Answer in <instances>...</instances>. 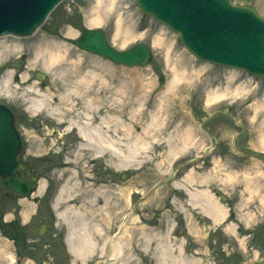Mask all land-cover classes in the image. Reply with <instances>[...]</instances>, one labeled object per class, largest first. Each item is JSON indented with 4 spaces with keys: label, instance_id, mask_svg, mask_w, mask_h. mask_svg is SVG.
<instances>
[{
    "label": "rangeland",
    "instance_id": "1",
    "mask_svg": "<svg viewBox=\"0 0 264 264\" xmlns=\"http://www.w3.org/2000/svg\"><path fill=\"white\" fill-rule=\"evenodd\" d=\"M232 2L264 18V0ZM97 5V0H63L32 35L5 38L6 45L23 48L6 67L19 77L28 73L29 84L43 93L50 89L49 102L66 119L61 123L46 112H28L22 101L0 96V104L16 117L25 165L20 174L35 178L26 197L0 185V264H16L17 253L25 254L22 264H159L154 259L157 233L161 237L166 231L168 242L183 243L185 256L197 264H264V78L197 59L178 33L140 11L137 0ZM98 13L105 21L94 26ZM119 20L126 34H117ZM83 27L102 28L117 50L149 46L148 64L119 66L80 50L74 40ZM43 34L69 50L65 64L49 71L42 62L29 67L36 38ZM175 65L185 78L176 75ZM6 70L0 68V80ZM80 78L85 84L78 83ZM70 89H77V96L61 99ZM216 92L223 97L209 103ZM85 114H93L96 125L101 118L108 121L116 149L112 160L88 150L76 155L81 139L65 123L82 122ZM208 147L209 154L195 161ZM71 172L84 187L112 192L109 216L99 215L96 221L118 242L122 250L117 256L111 257L110 243L104 253L85 261L67 251L65 225L52 202ZM170 173H176L175 179L164 183ZM188 192L224 208L226 224H215L194 208ZM229 223L233 233L226 230ZM42 224L48 230L39 235ZM96 240L101 248L102 239Z\"/></svg>",
    "mask_w": 264,
    "mask_h": 264
},
{
    "label": "water",
    "instance_id": "2",
    "mask_svg": "<svg viewBox=\"0 0 264 264\" xmlns=\"http://www.w3.org/2000/svg\"><path fill=\"white\" fill-rule=\"evenodd\" d=\"M61 1L0 0V36L32 35ZM137 3L144 13L178 32L183 45L197 58L242 68L264 77V18L254 9L234 5L231 0H137ZM75 45L118 65H146L149 59L147 46L116 50L107 42L101 29H81ZM37 78L43 80L44 75L38 73ZM211 139L215 142L214 137ZM20 147L13 116L0 105V182L17 193L27 195L33 182L25 181L14 173L25 168L17 162ZM6 176L10 178L4 181ZM171 178L172 175L164 182Z\"/></svg>",
    "mask_w": 264,
    "mask_h": 264
},
{
    "label": "bare ground",
    "instance_id": "3",
    "mask_svg": "<svg viewBox=\"0 0 264 264\" xmlns=\"http://www.w3.org/2000/svg\"><path fill=\"white\" fill-rule=\"evenodd\" d=\"M103 2L104 0H97V6L101 8ZM104 21L105 18L103 15L98 13L94 18L93 25L100 26ZM122 26L123 24L119 20L117 34H126L129 32L123 30ZM71 33L72 32H70V34ZM6 37L7 35L0 37V68H7L0 80V96L6 99L22 101L26 105L25 109L28 112H46L47 114L54 116V119L58 122L63 123L66 119L65 114L58 107L49 102V98L52 97V95L49 94L51 93L50 89L45 91L47 93H43L37 84H29L30 80L27 78L28 73L19 77L15 71H11L10 68L6 67L7 63L11 61L13 55L19 53V51H23V48L19 43L6 45L8 43L7 40H5ZM36 39L37 43L32 51L35 55H33L29 67L42 62V68L49 71L52 70V65L65 64L66 56L69 52L66 45L57 41L50 42L44 34L37 36ZM24 49L26 50V48ZM203 61L207 62L205 60ZM76 66L77 63L74 62L73 67L76 68ZM173 67L178 77H186L177 73L178 65ZM202 70H204V67H201L198 71ZM65 73L68 74L69 71ZM78 80L80 85L85 84V78H80ZM16 83H18V85H16ZM72 95L77 96V89L67 90V92L61 95V99L67 100L68 98H71ZM220 97H223V94L216 92L209 96L208 102H216ZM83 119L84 121L82 122L69 119L65 123L67 129L75 130L81 139L78 143L76 155H79L80 153L83 154L85 150H88V152L96 158L109 157V159H111L116 152V149L112 136L108 135V121L101 118L99 125H96L94 124L93 114H85ZM189 138L190 137H188V139ZM191 172L192 171L187 173L185 181H192ZM74 173L75 172H71L64 180L63 185L59 188L56 197L53 200V207L57 211V217L65 225L66 235L64 240L67 244V251L73 257L85 261L87 258L96 255L97 252H101V254L104 253L106 245L110 243V245H113L111 257L117 256L120 253V250H122L117 245L118 242L115 240L112 243L113 240L108 236L107 231L102 229L96 221L99 215L109 216V213L112 210L110 196V193L112 194V192H110L108 188H105L104 190H100V188L96 189L91 184L84 187V184H79V180ZM174 185L177 187L181 186L179 182H174ZM188 193L191 205L194 208L199 209L205 217H208L215 224H226L227 212L224 208H221V206L212 200H200L197 194L191 192ZM99 200L103 202L102 208L98 206ZM105 223H107L106 217ZM124 224L125 220H123L121 225L123 226ZM226 230L233 233L235 231V226L232 223H229ZM168 233L169 231H166L161 237V232L157 233L158 237L156 238L157 243L154 259L159 264H197L198 261L189 259L185 256L183 243H180L176 247L168 242ZM98 237L102 239L103 245L101 248L97 247L96 238ZM150 241V238L146 239L147 247L151 244Z\"/></svg>",
    "mask_w": 264,
    "mask_h": 264
},
{
    "label": "flooded vegetation",
    "instance_id": "4",
    "mask_svg": "<svg viewBox=\"0 0 264 264\" xmlns=\"http://www.w3.org/2000/svg\"><path fill=\"white\" fill-rule=\"evenodd\" d=\"M14 118H15V120H16V117H15V115H14ZM8 179V178H7ZM8 189V188H7ZM42 229V225L40 226V228L38 229V234H39V232H40V230ZM48 230V226L46 227V230H45V232ZM12 239H14L13 237H12ZM17 255H18V253H17ZM25 255V254H24ZM24 255H23V253H21L20 254V257H19V260H22V259H24L25 257H24Z\"/></svg>",
    "mask_w": 264,
    "mask_h": 264
}]
</instances>
